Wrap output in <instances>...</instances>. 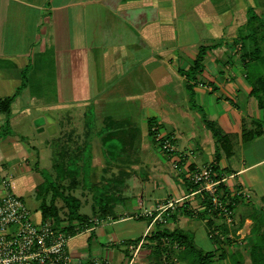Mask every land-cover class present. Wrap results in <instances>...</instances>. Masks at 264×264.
<instances>
[{"label": "crops", "instance_id": "obj_1", "mask_svg": "<svg viewBox=\"0 0 264 264\" xmlns=\"http://www.w3.org/2000/svg\"><path fill=\"white\" fill-rule=\"evenodd\" d=\"M106 1L109 2L0 0V99L13 96L9 111H0V179L8 180L13 193L11 173L16 172L24 186L31 184L33 170L26 163L34 146L28 139L33 129L44 132L46 127L52 139L90 148L86 159L85 156L79 159L88 164V179L97 182L102 175L120 174L121 197L111 210L102 214L93 210L92 193H89L93 215L88 216L90 226L82 230L75 220L71 223L61 220L59 227L70 223L77 231L68 241V250L78 254L77 250L89 248L90 241H94L106 249L100 259L113 264H127L131 259V264H165L161 261L163 254L154 251L157 240L150 238L151 235L162 229L182 231L175 224L192 223L190 217L203 220L207 235L215 244L210 238L215 234L208 232L215 227L211 224L213 214L207 208V194L190 187L191 171L210 163L218 165V172L225 177L219 184V195L225 187L228 199L239 198L230 216L238 209L239 200L248 196V182L252 185L257 180L251 171L264 161V151L256 154L252 145L264 147V124L262 132L247 141L241 140V130L254 128L255 121L263 119L264 107H259L250 94L251 83L257 82L258 73L252 70L253 81H249L250 62L243 60L241 54L242 46L248 49L250 41L241 37L248 31L247 5L264 15V0H118L116 9ZM140 7L157 10V16L141 22V27L134 26L120 13L121 10L130 13ZM187 34L194 37L185 39ZM202 35H209L211 41L201 42ZM136 37L144 42L145 54L135 59L131 47L136 52L143 49L135 42ZM197 45L208 48L202 70L195 74L194 80H189L191 99L185 72L192 65ZM120 81L123 85H146L138 86L135 92H125L123 98L127 103L120 106L121 101L115 98L117 90L124 91L122 86H117ZM89 106L94 109L91 120L87 116ZM121 110L131 115L139 113L146 126L140 127L129 116L116 115ZM106 115L129 118L139 129L138 138L144 140L137 139L133 156L130 153L116 159L103 172L106 159L97 132L102 125L99 120ZM39 117L43 122L35 125ZM76 117H80L79 124L74 121ZM177 117H180V134ZM149 118H153V129L158 136H169L172 140L176 159L170 155L161 160L155 157L145 138ZM195 119L205 129L203 134H198ZM213 132L227 135L229 139L222 143ZM234 139L241 151L239 163L229 161L235 153ZM157 178L162 180L160 184L155 181ZM152 183L167 193L155 197L149 204ZM77 189L71 193L75 195ZM176 198H180L178 206L185 208L171 209L162 220L154 222L142 215L156 204ZM124 202L131 203V211L119 210V204ZM184 209L191 210L192 216L184 215ZM143 217L146 224L136 236L129 235L132 229L118 226L127 219ZM38 221H44L40 210ZM81 232L85 237L74 242V237ZM137 238H143V243L133 255L126 244ZM160 241L161 246L170 242L166 237ZM175 257L173 264L184 263L180 253ZM74 258L84 262L98 259L90 255Z\"/></svg>", "mask_w": 264, "mask_h": 264}, {"label": "rangeland", "instance_id": "obj_2", "mask_svg": "<svg viewBox=\"0 0 264 264\" xmlns=\"http://www.w3.org/2000/svg\"><path fill=\"white\" fill-rule=\"evenodd\" d=\"M117 1L118 0H109V2L106 1V4L110 5L111 8L116 9L117 8ZM126 12V13H125ZM120 13L128 19L134 26L141 27V24L151 18H155L157 16V10L156 8H137L135 11H131L130 13L121 10ZM257 13V12H256ZM263 13V12H261ZM259 19H261L264 22V15L257 13ZM193 22L198 20L191 19ZM142 22V23H141ZM261 32L259 35L264 34V29H261ZM191 35H185V39L191 38ZM202 40L201 42L205 41V43H209L211 41L209 35H202L200 37ZM135 42L142 46V50L137 51L134 50L131 47V51L134 52L135 56L133 58H141L139 56L144 55V42L141 40L140 37L135 38ZM261 43V47L264 50V43ZM197 45V49H198ZM146 49V48H145ZM196 49V51H197ZM135 61V60H133ZM128 66H125V69L128 70ZM143 82H145L143 80ZM141 82V83H143ZM139 87H143V84H137ZM117 86H122L124 91L118 90L115 92V98H117L116 101H121V105H125L127 102L124 100L123 95L125 92H135L137 90L138 86H135L133 84H124L122 81H120ZM128 87V88H127ZM130 88V89H129ZM178 97L180 98V93L178 94ZM180 100V99H179ZM191 102V100H190ZM88 111V119L93 118L94 109L93 106H89L87 108ZM130 112V111H129ZM131 113V112H130ZM116 115H122V116H129L132 118V120L139 125L140 127H144L146 122L144 119L141 118L140 114L131 115L128 114L127 111L121 110L119 114ZM179 120V128L178 133L180 134V117L176 118ZM142 120H144L145 123H142ZM77 124L80 123V117H76L74 119ZM96 122V121H95ZM100 123H102V120H99ZM101 125V124H100ZM52 126V125H51ZM196 130L198 129V134H203V130H205L203 127H201V124H198L197 119H195L194 124ZM200 127L201 129H199ZM168 129H171L170 127H167ZM146 140L149 142L148 144L153 149V152L155 154V157L161 159H165L167 156L170 155L173 156L174 159L177 158V155L173 151L171 152H164L160 145L157 143H154L148 135H146ZM180 139V137H178ZM31 145H34L32 147L31 155L28 158V164L31 167V170H33V178L31 180V184L27 183V186L23 185V182L21 183V179L16 176V172L11 173L10 175V184L15 192V195H18L25 205L30 210L31 216L34 221L38 218L39 210H38V200L36 199V191L35 187L40 184L43 181L42 176H47L48 174L51 176V178H54L57 172V166H62V170H67V172L71 173H78V189L75 190L74 194L78 197H80L82 201V205L80 206L79 211L83 214H86L87 216L93 215L92 210L90 208L89 204V193L91 194V191L95 192L94 188H90L89 184L86 183V175L84 174L83 167L86 162H80L79 159H81L83 156L90 152V148L81 145L78 143H69L65 142L64 140H57L52 139L50 131L45 127L44 132H37L35 129L32 130L31 134H29V138ZM144 140L143 137H139L138 141ZM177 142V141H176ZM234 147H235V153L233 157L229 159V161L232 163L237 162L239 163L241 161V155H240V149L236 144V140L234 139ZM253 151L258 154L260 150L264 151V147L259 145H252ZM262 147V148H261ZM178 148H180V140L178 143ZM136 153V147L134 146V150L131 152V156H133ZM129 155V154H128ZM130 156V155H129ZM71 161H76L74 165L77 168V171L75 172V166L74 168L71 167ZM56 165V166H55ZM253 175L256 177L257 180H254L253 184L250 185L249 182L247 185L249 187L247 188V197L244 196V200H239L240 203L238 205V209L234 210L232 216L229 217L230 221H228V218L226 219L225 216L219 214V213H213V216L211 218V224L215 227L212 228L211 231L215 235H212L214 238L215 244L210 241L206 228L204 226V222L199 217H190V220H192V223H179L175 224V227H180L182 229L181 232L189 239L192 240L194 245L203 250L207 251L210 249H214L215 254L221 253L223 255V258L219 259L216 258L212 261V264H248L249 263V256L248 252L250 250L251 245L253 242L256 241L257 237L252 234L251 227L254 224V221L259 222L260 230H264V201L262 200V196H264V161L260 162L253 170L251 171ZM247 175V173H246ZM180 176V175H179ZM21 178V177H20ZM84 179V180H83ZM155 181H157L159 184L162 182L161 179L157 178ZM67 179L63 181V183L67 184ZM172 182L175 180L172 179ZM150 189L153 191L152 199L149 202L153 203V199L155 197H161L164 196L167 193V190L165 189L162 191L160 188H155L153 186V183L150 186ZM149 189L147 194L149 193ZM151 191V192H152ZM172 191V190H171ZM239 199V198H238ZM131 202L133 199H130ZM58 204H61V200L56 199ZM207 203V202H206ZM131 203L124 202L120 203L118 208L120 211H131L132 207L130 206ZM149 207V206H148ZM182 209L185 207L178 206L175 207V210ZM175 213V212H173ZM172 214V213H171ZM171 214L166 215L169 217ZM240 214V215H239ZM234 215V216H233ZM248 218V219H247ZM255 219V220H254ZM213 220V221H212ZM146 224V219L138 218V219H127L121 223L118 224V226H123V228H130L132 229V234H129L130 236H136L138 233H140V230L143 228V226ZM180 229V230H181ZM83 237H85V233L81 232L80 234H77V236L74 237L73 241H80ZM74 241V242H75ZM90 241V247L84 248L83 250H77L78 254H74L72 251H69L72 256L81 257V256H88L91 257H97L100 259V257H103L105 255L106 249L98 244L97 242ZM174 243H166V245H163L164 248L162 251V260L165 261V264H173L176 262V255L177 253L181 254L183 253V247L179 246L178 249L176 246H174ZM95 247V248H94ZM180 250V252H178ZM184 263L180 264H187V261H183Z\"/></svg>", "mask_w": 264, "mask_h": 264}, {"label": "trees", "instance_id": "obj_3", "mask_svg": "<svg viewBox=\"0 0 264 264\" xmlns=\"http://www.w3.org/2000/svg\"><path fill=\"white\" fill-rule=\"evenodd\" d=\"M246 27L248 28V31L244 36L241 37V39L247 38L250 41V47L247 49L242 46L243 52L241 54V58L250 62L247 67L249 73L248 75L250 77L249 81H253L251 79L252 70H256L254 73H258V79L256 80L257 82H250V94L256 98L257 105L259 107H264V50L260 43H264V34L259 35L261 32L260 28L264 29V22L259 19L256 11L250 5H247L246 9ZM207 48L208 46L203 45L198 47L192 65L185 72V76L188 79L186 87L190 91L191 99L193 96V91L192 84L189 82V80H194L195 74L202 70V60ZM12 99L13 96L1 98L0 111L8 112ZM152 119L153 118H149L147 121L148 135L151 137L154 143L161 145V143L156 139L157 134L153 129ZM204 122L208 127L211 128L212 125L208 121L204 120ZM263 124L264 116L262 120L255 121L254 128H242L241 140L247 141L256 135H259L262 132L261 125ZM97 134L106 159V166L103 168V172H106L108 169H110L108 166L113 165L116 159H123L132 152L138 139L139 129L129 118H115L111 115H106L102 119V125ZM213 134L214 137L218 140H221L222 143L229 139L227 135H223L218 132H213ZM165 137L170 138L169 136ZM170 141L172 142L171 139ZM163 151L168 152L166 150ZM226 151H228V149ZM214 155L215 160L217 161L219 159V153L217 149L215 150ZM75 162L76 161H71V167L74 168ZM210 167L212 172L216 174L214 177L220 178L221 174L218 172V165L215 163H210ZM56 168L57 172L54 178H51L49 174L47 176H42L43 181L35 187V197L38 200V208L41 213V219L50 220L55 228H61L59 227L61 220H67L70 223L71 221L75 220L79 224L78 229L82 230L90 226L91 220L86 214L79 212L81 201L77 196L71 193L72 190L78 186V173L76 172L77 168L75 166L76 173L62 170V166H57ZM87 168L88 164H85L84 174L86 175V183L89 184L90 188H94L96 192L94 194V192L91 191L92 208L95 212L98 210L102 214H105V212L112 209L115 203L120 201L122 176L120 174L110 177L102 175L97 182H92L88 179ZM65 179L68 181L66 185L63 183ZM190 187L192 189H196L197 185L191 183ZM225 189V187H222L219 198L222 202L226 203V206L232 211L238 197L235 196L228 199L226 197ZM223 191H225V196ZM56 199L61 200L62 203L58 204ZM262 200L264 201V196H262ZM207 208L212 214L220 213L218 209H212L209 201L207 203ZM183 213L186 216H192L193 214L191 210L186 209H184ZM70 223L61 229L70 233L72 236L77 231H75L74 225ZM251 232L257 237V239L255 242H253L248 252V264H264V230H260L258 221H254V224L251 227ZM164 237H166L168 241L183 247L184 250L180 259L187 261V264H212V261L215 259V257L219 259L223 258L221 253L216 255L214 250L203 251L197 248L192 240H189L183 234V232L179 231L178 229H162L151 235L150 238L157 240V244L154 246V251L158 255L163 251L161 246L162 242L160 240ZM210 238L214 240L212 236ZM139 239L140 238L135 239L134 243Z\"/></svg>", "mask_w": 264, "mask_h": 264}, {"label": "built area", "instance_id": "obj_4", "mask_svg": "<svg viewBox=\"0 0 264 264\" xmlns=\"http://www.w3.org/2000/svg\"><path fill=\"white\" fill-rule=\"evenodd\" d=\"M156 139L163 150L172 151L170 138L156 135ZM214 176L207 164L191 171L189 180L197 185V191L207 194L212 209H218L230 221L231 210L219 198V184L225 177ZM179 203L180 198L166 199L142 215L150 217L151 222L162 220V216ZM61 228H55L50 220L34 221L23 200L10 190L8 180L0 179V264H113L109 260L84 262L74 258L68 250L71 234ZM142 243L143 238L126 245L135 255ZM131 262L132 259L127 264Z\"/></svg>", "mask_w": 264, "mask_h": 264}, {"label": "water", "instance_id": "obj_5", "mask_svg": "<svg viewBox=\"0 0 264 264\" xmlns=\"http://www.w3.org/2000/svg\"><path fill=\"white\" fill-rule=\"evenodd\" d=\"M42 122H43V118H42V117H39V118H37V119L34 121V124H35V125H40Z\"/></svg>", "mask_w": 264, "mask_h": 264}]
</instances>
